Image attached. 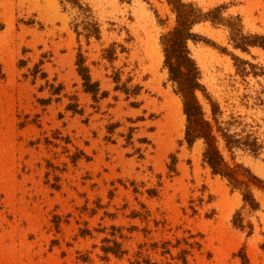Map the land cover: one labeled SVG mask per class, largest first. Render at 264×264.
Instances as JSON below:
<instances>
[{
  "label": "rangeland",
  "instance_id": "rangeland-1",
  "mask_svg": "<svg viewBox=\"0 0 264 264\" xmlns=\"http://www.w3.org/2000/svg\"><path fill=\"white\" fill-rule=\"evenodd\" d=\"M184 1L264 36V0ZM174 24L164 0H0V264H264V191L251 187L252 210L185 141L160 45ZM192 32L219 127L259 146L229 152L214 131L218 150L264 182V50H234L209 23Z\"/></svg>",
  "mask_w": 264,
  "mask_h": 264
},
{
  "label": "trees",
  "instance_id": "trees-1",
  "mask_svg": "<svg viewBox=\"0 0 264 264\" xmlns=\"http://www.w3.org/2000/svg\"><path fill=\"white\" fill-rule=\"evenodd\" d=\"M164 1L174 15L175 24L173 29L160 39L164 57L163 68L167 72L168 81L173 84L175 93L180 96L182 101L183 113L186 117L185 141L190 147L195 141L201 140L204 145L203 161L210 168L212 174L225 179L232 189L241 192L243 202L249 205L252 210H256L258 205L252 196L251 187L264 191V182L257 179L242 166L230 168L218 150L217 140L213 132H217L229 152L234 148H240L255 155L259 146L255 140H251L249 135L237 138L236 135H230L227 130L219 127L216 119L218 107L211 101L204 87L200 84V72L190 55L187 44L188 42L196 43L198 40H202L199 36L193 34L192 30L195 26L204 23L224 28L228 32L229 43L232 48L241 53H249L252 48L264 50V36L243 34L241 21L238 17H223L225 9L223 6L203 12L194 4L187 3L184 0ZM93 35H97L96 28H94ZM234 61L238 64L239 73H244L245 68L243 67L249 64L235 57ZM76 66L77 73L83 81L84 92L93 95L95 99L98 84L91 83L89 72L84 67L81 56H78ZM249 66L253 68V66ZM197 93H200L208 102L211 120L216 126L215 129L211 122L205 118L203 108L196 96ZM67 109L73 110V107L69 106ZM233 226L243 229L241 220L236 216L233 219ZM105 252L116 256V252H112L110 249L105 250Z\"/></svg>",
  "mask_w": 264,
  "mask_h": 264
},
{
  "label": "bare ground",
  "instance_id": "bare-ground-1",
  "mask_svg": "<svg viewBox=\"0 0 264 264\" xmlns=\"http://www.w3.org/2000/svg\"><path fill=\"white\" fill-rule=\"evenodd\" d=\"M170 107L172 108V110L170 112H171V114L173 113L175 122L178 124V127H182L183 122H184V116H183L182 111H181L180 102L177 101L176 99H174V100L170 101ZM178 130H179V128L177 129V131ZM251 249H252V247H251Z\"/></svg>",
  "mask_w": 264,
  "mask_h": 264
}]
</instances>
